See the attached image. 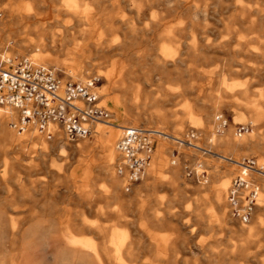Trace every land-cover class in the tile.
<instances>
[{"label": "rangeland", "instance_id": "374dc122", "mask_svg": "<svg viewBox=\"0 0 264 264\" xmlns=\"http://www.w3.org/2000/svg\"><path fill=\"white\" fill-rule=\"evenodd\" d=\"M15 1L18 3L21 0ZM111 1L113 0H99L100 10H103L104 14L120 13L119 10L122 8L118 10ZM234 1L236 4L251 6L254 0ZM22 2H32V0ZM8 3L9 0H0V7H8ZM46 7L47 9L41 10L50 11V17L37 21L32 18L25 20L20 26L24 32L16 34V40H34L30 31L36 25L43 24L53 27L54 31H59L58 26L67 21L74 26L77 24L72 16L52 10L54 6L51 2H47ZM96 12L98 14L96 18L100 17L101 13ZM234 12L229 8L214 16H208L207 20L193 23L186 21L181 23L163 18L161 22L142 27L141 22L133 19L134 13L124 8L121 15L125 19L134 20L133 27L139 29L137 34L133 38L128 37L123 32L125 27L122 28L124 24L122 22L116 21L112 25L117 29L115 33L120 40L124 42L126 39L127 44L125 46L124 43V48L130 50L128 52L141 53L143 59L141 58L139 65L143 69L135 65L134 75L127 80L126 70L130 63L127 59H123L124 56L109 54V60L106 62L100 55L93 53L90 56L93 70L87 67L83 78L92 75L101 78L99 103L108 111L115 109L112 102L120 95L117 89L131 83L134 89L140 91V97H143L136 98L133 107L135 113L141 114L138 120L133 124L120 123L116 114L110 113L108 123L96 127L97 134L74 142L62 136L68 145L78 143L77 149L67 150L61 147L62 156L59 155L60 150L51 149L49 144L46 155L42 156L41 146L53 139L52 137L47 139L44 134H39L32 127L30 131L28 130V135L24 136L23 141L17 145L8 147L6 151L0 148V206L8 207L10 203L21 205L24 209L20 214L22 217L50 219L55 229H58L61 222L68 218L73 232H141V244L138 249L140 257L139 263L136 264L150 262L153 264H264V232L253 231V217L256 218V225H264V181H262L261 193L263 205L255 207L252 217L245 225L237 223L228 215L226 200L223 203L224 207H220L215 198L218 186L224 179H228L230 183L236 170L235 165L226 159L238 160L241 157L253 156L264 166V149H253L239 144L235 129L237 123L249 124L250 128L254 129V133L251 132L253 138L248 144L258 141L263 143L264 148V117L257 123L250 122L255 112H264V57L260 59L248 52L260 51L257 42L251 39L254 34H247L242 29L243 26L225 19ZM55 14H59L57 20L53 19ZM107 25L104 23L99 31L104 33ZM227 27L234 28L236 34L227 32ZM177 29L182 31V36L174 34L166 36V32ZM260 39L264 41V36ZM193 40L196 43L197 54L189 49ZM11 45L13 46L10 44L9 48ZM166 46L175 54L166 64L163 62L157 64L158 59L160 61L165 59L161 49ZM9 48L0 53L9 57L24 56L26 52L31 55L36 53L28 49L22 41L13 49ZM143 50H146V55L142 53ZM52 56L64 58L60 53H52ZM112 68L116 70L112 71ZM57 71L62 77L71 76L66 75L62 70L57 69ZM142 71L147 73L148 82L143 79ZM222 78L228 83H235L229 97H225L221 90ZM123 80L126 82L122 85ZM170 92L172 94H168ZM132 96L134 95L131 94V98ZM144 97L147 99L145 100ZM223 101L224 104L230 105L228 107L223 105L224 108H220L219 105H222ZM217 104L219 111H214ZM157 111L168 114L167 120L162 121L157 116ZM208 114H212V123L209 125L213 127V133H208L205 126L192 127L190 115L197 117L201 123H206ZM218 115H222L227 121V126L220 133L226 131L225 135H227L229 129L235 133L237 142L229 150L217 144L216 135L220 133L214 134V132ZM129 124L152 127L172 135L192 129L198 132L199 144L209 146L220 156L203 155L187 147L178 148L170 140L162 136L158 137L148 169V174L151 172L154 174L157 186L153 193L157 196L155 201L148 202L145 190H137L135 184L128 191L124 190L123 178L117 176L114 168L119 153L117 151V156L113 160H107L106 154L109 148L101 139V133L111 129L116 130L120 135L121 128ZM208 138L211 139L210 144ZM173 148L177 150L175 155L172 152ZM160 151L162 153H159ZM185 161L192 164L201 163L205 166L207 181L196 183L186 178L183 172ZM97 167H102L106 175L112 174L119 179L123 197L121 202L111 198L110 182L107 178L96 174L94 170ZM195 168L199 170L197 165ZM85 175V179H79L80 176ZM172 181H174L173 185ZM168 188L172 191L171 195L167 191ZM196 212L200 213V219H196ZM196 220H199V223ZM83 222L86 225L83 226ZM242 229L241 232H248L244 247L248 255L243 257L237 252L232 256L223 255L224 251H229L230 243H236L235 239H241L234 236L233 232ZM160 237L170 240L176 237L177 252L174 259H171V249L165 250L166 247ZM196 242H202L201 249L195 245ZM164 251L168 253L166 260L161 257ZM213 257L216 261L210 262Z\"/></svg>", "mask_w": 264, "mask_h": 264}, {"label": "bare ground", "instance_id": "6f19581e", "mask_svg": "<svg viewBox=\"0 0 264 264\" xmlns=\"http://www.w3.org/2000/svg\"><path fill=\"white\" fill-rule=\"evenodd\" d=\"M22 1L23 0L16 3V1L14 2V0H9L8 7H0V51L2 52L4 51V49L9 48L10 44H13V46L11 45V48L9 49H13V47H15L19 42L22 41L28 49L36 52L32 55L29 52H26V54H24V56L29 58L32 62L49 66L54 70H62L66 73V75L69 74L72 77L75 76V78L79 79H85L83 78V75H85L84 73H86L87 67H91L90 69L93 70L90 57L93 53H97L98 55H100V57L105 59L106 62L109 60V54L124 56L123 59H127L130 63V66H128L129 68L126 70V79L130 80L131 75H134V67L135 65L140 64L141 58L143 56L141 55V53L128 52L130 50L124 48L127 44V41H125L126 39L124 40V42H122L119 36L115 33V30L117 31V29L112 25V23L116 21L124 23L122 25V28L125 27V29L123 28V32L128 37L131 36V38H133V36H135V34H137V32L139 31L138 28L133 27V19H136L137 22H141L142 27L156 24L160 20L162 21L163 18H169L166 20L178 21L181 23L185 21L193 23L200 22V20H207L208 16H214L215 14H218L219 12L230 8V10L233 9V11L235 12L227 16L225 19L230 23L243 26L242 29H244V32H246L247 34H254L251 39L257 42L260 51L248 52L255 57H259L260 59L264 57V41H261L260 39L264 36V0H254L251 6H247L241 3L236 4L234 0H113L111 1V4L117 7L118 10L120 9V7L122 9L119 10L120 13L106 14L103 13V10H100L98 3L99 0H93L91 2L87 0H63L62 2L58 0H32V2L25 3H23ZM47 2H51L53 4L54 7L52 10L72 16L77 24L74 26L68 23L69 21H67L66 23H62L58 26L59 31H54L53 27L43 26V24L36 25L30 31V34H32L35 38L34 40H16V34H21V32H24L22 27L20 26L22 25V23H24L25 20L32 18L37 21L38 19L44 17H50V11L41 10L47 9ZM80 8L82 9L80 10ZM124 8L132 11L135 18L125 19V17L121 15ZM96 11H99L101 13L100 17L98 18H96L98 15ZM58 16L59 14H55V18L53 17V19L57 20ZM104 23L108 25L106 26L105 32L101 33L99 29ZM149 29L152 30L151 28ZM227 32L236 34V31L232 27H227ZM181 33L182 31L180 29H177L175 31L170 30L165 34L166 36H171V34H174L175 36H182ZM240 40H244V38H240ZM71 44L72 46H70ZM189 49L191 52H197V47L194 40L192 46ZM52 53H60L62 54V56H64V58H61L60 56H52ZM142 53H145L146 55V50H143ZM161 53L164 55L163 58L165 59H161V61L158 59L157 64L159 62H163V64H166L175 54V52L170 51L167 46L161 49ZM0 56L5 57L3 53H0ZM83 67L84 69L82 70ZM119 68L121 69V66ZM111 70L114 71L116 69L112 68ZM142 76L145 81H149L148 77H146V72L142 71ZM98 78L99 80L101 79L100 77ZM125 82L126 81L123 80L122 85ZM220 83L223 85V87L221 86V90L224 96L229 97L231 91L235 87V83H228L225 78H222ZM101 85L102 83L99 82L97 91L99 95V89ZM120 86L121 84L119 85V87ZM124 87L122 86L121 88L117 89L120 95L114 98L112 103L115 109L109 112L111 114H116V118L119 119L120 123L125 122L133 124L136 123L139 116L141 115L140 113H135V111L133 110L136 98H141L139 94L140 91L138 89H134L131 83L127 84V86L124 85ZM131 94L134 95L132 96V98ZM168 94H172V92ZM144 99L146 100L147 97H144ZM146 102L147 101H145L144 103L146 104ZM222 103V105L217 104L214 107V111H219V106H221L220 108H224L223 105L227 107L230 105L224 104V101ZM157 114V116H159L162 121H166L168 118V114H166L165 112L157 111ZM263 117L264 112L257 111L250 118V122L254 121L257 123L258 121L262 120ZM17 118V109H15L11 105L0 104V148L3 151H6L8 147L17 145L19 142L23 141L24 136L26 137L28 135V132L30 131L29 129L34 127L33 125L28 124L24 129L18 130L15 126L12 125L13 121L16 122ZM189 118L193 123V128H201L205 126L208 133H213V127L209 125L212 123V114L207 115L208 120H206V123H201V121L197 117H192L191 115L189 116ZM109 120L110 119H107V121L105 122H95V131L96 127L98 128L99 125L107 124ZM216 122L217 127L215 128L214 134L220 133V131L227 126L226 118H223L222 115L216 116ZM223 122L224 125L221 126ZM14 129H16L17 131ZM194 132L198 136V132ZM251 132L254 133V129L250 128L249 130H245L237 134L239 144H244L245 146L253 149H264L262 142L257 141L255 143L248 144V142L253 138ZM95 133L97 134V131ZM225 134L226 131L225 133H223L222 131V133H220L218 136L216 135L217 144L223 145L226 150H229L236 144L237 140L234 137L235 133L233 130L229 129L227 135ZM118 135L119 133L113 129L109 130L108 132L101 133V139L109 148V152L106 154L107 160H113V158L117 156V150H115L114 145ZM62 136L63 134L60 131L55 132L54 136H52V138L50 137L53 140L48 143L46 142L41 146L40 154L42 156L46 155L47 144L50 145L51 149L58 151L61 147H64L67 150L78 148V143L68 145V143L64 141ZM84 138L88 137L77 138L70 142H74ZM210 143L211 139L208 138V144ZM209 151L211 152L201 153L203 155L215 154L213 155L215 157L220 156L211 148ZM159 153H162V151H160ZM173 154H177V150L176 152H173ZM59 155L62 156L61 150ZM226 161H231L232 164L235 165L236 170L233 174L234 176L239 170V168L235 164V161L237 160L228 158L226 159ZM151 162L152 159L150 160L146 168L145 175L141 179L145 178V176L148 174V169L151 165ZM115 163L114 168L116 166ZM196 172H198L197 169ZM205 175L207 181L208 175L206 169ZM252 175L256 176L255 174ZM118 176L124 178L122 175ZM184 176L188 179H191V177H188L185 174ZM107 179L110 182L109 187L111 188V198H113V200H120L121 202V200H123L122 194L120 192L121 182L112 174L108 175ZM173 183L174 181H172L171 184L173 185ZM132 185L133 183L130 185V187ZM228 186L229 180L224 179L216 190L215 198L217 204L220 207H224L223 203L225 201V193L227 192ZM126 203L124 201L125 205H127ZM23 212V207L15 203H10L8 207L0 206V264L139 263L138 260L140 256L138 249L140 248L141 244V232H73L71 231L72 224L69 222L70 219L68 218H65L60 225L58 224V229H55V225L51 222L50 219L43 220L42 218L31 216L22 217L20 214H22ZM195 216L197 217L196 219H198L200 213L196 212ZM196 221L198 222L199 220ZM85 222L82 223L83 226L86 225ZM241 231H243V229L239 232H233L234 236L241 237V239L236 240L235 238H233L235 239L234 241H236V243H230L229 251H224L223 255L232 256L235 252L243 257H246L248 255L246 253V248H244L245 242L247 241L248 237L246 233L248 232ZM149 237L152 238V235L149 234ZM160 240L164 243V246L166 247L165 250H167L168 248L171 249V259H174L177 252L175 249L176 237L172 240L166 237H160ZM109 242L111 243L109 244ZM195 245L199 249H201L202 242H196ZM218 256H220V254ZM161 257L166 260L168 258L167 251H164ZM215 259L216 258L213 257L210 262L216 261ZM149 264L153 263L150 262Z\"/></svg>", "mask_w": 264, "mask_h": 264}, {"label": "built area", "instance_id": "2783aa9c", "mask_svg": "<svg viewBox=\"0 0 264 264\" xmlns=\"http://www.w3.org/2000/svg\"><path fill=\"white\" fill-rule=\"evenodd\" d=\"M98 84L99 78L94 75L85 79L62 77L57 70L34 63L26 56H0V104L17 109L18 118L12 125L18 130L31 124L46 138L57 131L69 141L90 137L96 132L94 123L105 122L110 116L99 103ZM235 129L239 134L249 130L250 126L237 123ZM159 136L178 147L211 152L210 147L198 143L197 134L190 129L172 135L152 127L125 125L115 142L119 153L115 173L124 177V190L145 175ZM172 152H176V148ZM235 164L239 170L230 179L225 195L226 207L228 215L244 225L249 222L255 207L263 205L260 194L263 192L264 166L253 156L241 157ZM183 168L186 176L205 183V166L201 163L185 161Z\"/></svg>", "mask_w": 264, "mask_h": 264}, {"label": "crops", "instance_id": "0c3cea01", "mask_svg": "<svg viewBox=\"0 0 264 264\" xmlns=\"http://www.w3.org/2000/svg\"><path fill=\"white\" fill-rule=\"evenodd\" d=\"M96 174L100 177H104L107 178L108 175H106L104 173V169L102 167H97L95 170ZM118 176V175H117ZM85 176H80L79 179H85ZM119 177V176H118ZM121 178V177H120ZM108 180V179H107ZM136 185V188L139 189V191H142L143 189L146 192V198L148 200V202L151 201H155V198L157 196L156 193H153L154 188H156L157 184L154 181V174L151 172L148 175L145 176V178L141 179L140 181H137L135 183H133ZM180 184V183H179ZM181 187V184L179 185ZM168 192H170L169 194H172L171 189H167ZM94 211L97 213V211L94 209ZM252 217V216H251ZM256 218L253 217V227L254 230L253 231H261L264 232V225H256ZM264 237V236H263Z\"/></svg>", "mask_w": 264, "mask_h": 264}]
</instances>
